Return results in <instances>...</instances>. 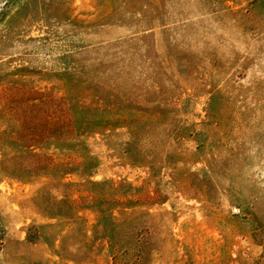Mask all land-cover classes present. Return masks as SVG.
Segmentation results:
<instances>
[{
    "label": "rangeland",
    "instance_id": "1",
    "mask_svg": "<svg viewBox=\"0 0 264 264\" xmlns=\"http://www.w3.org/2000/svg\"><path fill=\"white\" fill-rule=\"evenodd\" d=\"M0 264H264V0H0Z\"/></svg>",
    "mask_w": 264,
    "mask_h": 264
}]
</instances>
